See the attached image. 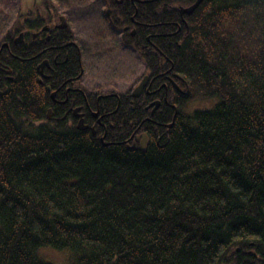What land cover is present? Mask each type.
Masks as SVG:
<instances>
[{
  "label": "trees",
  "instance_id": "1",
  "mask_svg": "<svg viewBox=\"0 0 264 264\" xmlns=\"http://www.w3.org/2000/svg\"><path fill=\"white\" fill-rule=\"evenodd\" d=\"M86 1L95 0H0L1 42L54 28L65 6ZM104 1L115 18L121 7ZM194 2L157 0L138 5L134 22L124 15L116 27H129L123 42L141 58L149 92L98 107L100 94L88 93L101 124L86 118L83 131L63 120L83 93L59 106L47 90L62 87L64 100L81 80V47L63 46L73 30L43 40L55 54L38 56L42 36L12 47L0 103V264H51L44 247L73 252L72 264H264V0H204L181 16ZM211 99L213 109L188 112ZM134 133L147 135L145 148H129Z\"/></svg>",
  "mask_w": 264,
  "mask_h": 264
},
{
  "label": "rangeland",
  "instance_id": "2",
  "mask_svg": "<svg viewBox=\"0 0 264 264\" xmlns=\"http://www.w3.org/2000/svg\"><path fill=\"white\" fill-rule=\"evenodd\" d=\"M103 3L95 0L86 1L82 7L65 6L64 14L75 42L81 47L83 76L78 86L88 93L115 97L135 90L146 71L139 55L122 43L124 35L117 33V23L106 14ZM217 102V99L195 102L188 112L211 110ZM39 254L51 264H72L76 256L71 251L50 247L42 248Z\"/></svg>",
  "mask_w": 264,
  "mask_h": 264
},
{
  "label": "flooded vegetation",
  "instance_id": "3",
  "mask_svg": "<svg viewBox=\"0 0 264 264\" xmlns=\"http://www.w3.org/2000/svg\"><path fill=\"white\" fill-rule=\"evenodd\" d=\"M101 2H104V8L106 10V12L108 11L109 16H112V11L111 9L108 7V4L104 1V0H100ZM155 1L157 0H114V7L116 8V6L121 7L120 9H118L116 11L115 9V18L114 20L116 21V23H121V21L123 20V18H125L124 15H132L131 16V22H134V18H136L137 13H138V5L139 6H147V4H153V6L155 5ZM198 0H196L197 2ZM204 1V0H203ZM202 1V3H203ZM196 2L192 3L189 7L193 6ZM201 3V4H202ZM152 6V7H153ZM149 10V9H147ZM63 16H60L58 18V23H56V25L54 26V28H50L48 26H44L42 28V30L36 31V32H29L26 31L24 33H20L19 35H17L14 38H11L10 41L7 42H1L0 44V103L2 101V99L4 98L5 92L3 90V84H5L6 82L12 81V71L9 70V65L8 62L12 59H16V57L14 55L11 54L12 51V47L14 46H18V45H24L25 47L29 48L31 45H35L36 41L40 40L41 36H42V50L40 52H38V56H43L48 52H52L53 54H55V49H58L60 47H53V48H44L45 45H43V40L45 39L47 42H49L51 40V35L54 31H60L66 28H62L60 27V19ZM117 29V33L121 36H123V32H127L129 30V27L125 26L123 27V29L119 30ZM133 34H135V31H133ZM55 35V34H53ZM122 43H123V39H122ZM77 46L78 44L73 40L71 42H68L66 44H64V47H68V46ZM129 47V46H128ZM131 48V47H130ZM59 55L56 54L55 55V59L54 61H57ZM67 59V56H65V60ZM82 61V60H81ZM42 65V67H41ZM40 65V68L42 69V72H46V69L51 70V61L50 60H43L42 64ZM47 73V72H46ZM83 76V74H82ZM82 77H80L81 79ZM40 83L42 85H44L41 81ZM149 83H150V79H149ZM148 83V85H149ZM73 87H68L67 89H65V96H64V100L62 99H58V92H61V89H63L62 87L60 89H58V91H53L51 89L50 86L47 87V90L49 92H51V100L54 104L57 105H69V101H70V97L69 94L70 92H79L81 91L79 88L76 87V82H72ZM146 86L149 87V86ZM145 91V90H144ZM83 93V97H84V105L80 106V107H72V109H69L70 111L67 112L66 114L63 115V120H66L69 116L73 117L74 119H76L78 121V123L81 120H86V118L91 117L93 120H96L95 122H97V124H101V120H99V112L98 111H94V105L90 104L88 102L87 99V94L88 92L86 90L81 91ZM102 99L101 96L98 97V101H97V107L99 105L100 100ZM162 104L159 106V109L161 108ZM148 108V107H147ZM146 110H151L152 114H155V111H153L152 108L147 109ZM158 109V110H159ZM77 110V111H76ZM55 116V113L53 112L52 109H49L47 112V119L48 120H52ZM82 117V118H81ZM101 119V118H100ZM88 126V125H87ZM89 128V126H88ZM143 141V136L142 135H137L136 133L133 134V136L131 138H129L126 143L130 144L132 143L133 146H135L136 144H142Z\"/></svg>",
  "mask_w": 264,
  "mask_h": 264
},
{
  "label": "water",
  "instance_id": "4",
  "mask_svg": "<svg viewBox=\"0 0 264 264\" xmlns=\"http://www.w3.org/2000/svg\"><path fill=\"white\" fill-rule=\"evenodd\" d=\"M203 0H198L193 6H191L190 8H182L180 10L181 12V15H191L196 9L197 7L202 3ZM60 27L62 28H66L67 27V23H66V20L65 18H61V24H60ZM42 67V65H41ZM149 82V77L148 76H145L144 79L141 81V83L135 88V90L133 91L132 93V96L135 97V98H138L140 97V95L142 94V92L144 91L145 87L147 86ZM151 106H155V109L156 110L159 106H160V102H155L153 104H151L149 107ZM77 111V110H76ZM82 118V117H81ZM173 126V124L169 125V128H171ZM78 128L80 130H84L87 128V126L84 125V120H81L78 124ZM104 141V140H102ZM146 141H147V138L146 136H144V141H143V144H142V147H146Z\"/></svg>",
  "mask_w": 264,
  "mask_h": 264
},
{
  "label": "bare ground",
  "instance_id": "5",
  "mask_svg": "<svg viewBox=\"0 0 264 264\" xmlns=\"http://www.w3.org/2000/svg\"><path fill=\"white\" fill-rule=\"evenodd\" d=\"M186 8H189V7H186ZM185 8V9H186ZM117 28V27H116ZM119 29V28H118ZM123 29V28H122ZM119 30H121V29H119ZM134 31V30H133ZM133 31H132V34H133ZM125 32V31H124ZM123 32V33H124ZM22 56L24 57L23 58V60L24 61H28V60H30V59H32V54L29 52V53H26V54H22ZM9 65V64H8ZM9 67H13V66H11V65H9ZM37 69L39 70V69H41L40 68V66H37ZM50 80V74H48V73H46V72H42V69H41V71H40V79H39V81H41L43 84H46V82L47 81H49ZM79 82L80 81H77L76 82V87L77 88H79L81 91H84V89H82V88H80L79 86H78V84H79ZM68 87H66L65 89H67ZM131 91V90H130ZM132 93H133V91H131V96H132ZM120 95H115V97L116 98H118ZM132 98H134V99H136L135 97H133L132 96ZM98 99V98H97ZM112 113H109L108 114V116H110ZM155 114H152V112L150 111V116H154ZM150 119H151V117H147L144 121H142L141 122V126L142 125H145V124H147V123H150ZM142 136H143V141H144V136H146V138H147V141H146V145H147V143H148V137H147V135L146 134H142ZM143 141H142V144H143ZM124 144H126L125 142H123ZM131 145H132V143H130ZM142 144L140 145V144H138V145H140L141 147H142ZM127 145H129V144H127ZM137 145V144H136ZM145 145V146H146ZM133 147H135V146H131V147H129L130 149L131 148H133ZM142 148H145V147H142Z\"/></svg>",
  "mask_w": 264,
  "mask_h": 264
}]
</instances>
